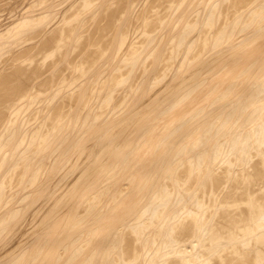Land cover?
<instances>
[{"label": "bare ground", "instance_id": "bare-ground-1", "mask_svg": "<svg viewBox=\"0 0 264 264\" xmlns=\"http://www.w3.org/2000/svg\"><path fill=\"white\" fill-rule=\"evenodd\" d=\"M12 1L0 264H264V0Z\"/></svg>", "mask_w": 264, "mask_h": 264}, {"label": "rangeland", "instance_id": "rangeland-1", "mask_svg": "<svg viewBox=\"0 0 264 264\" xmlns=\"http://www.w3.org/2000/svg\"><path fill=\"white\" fill-rule=\"evenodd\" d=\"M0 1H1L0 3H2V0H0ZM5 1H8V0H4V1H3L4 5H3V3L0 5V8H2V5H3V6H6V4H7V6H8L7 11L5 10V7H3L4 9L2 8V9L0 10V15H2V12H3V18H1L2 16L0 17L3 21H4V19H5V20H6V19L8 20V18H7L6 16L8 15V17H9V13H8L9 8L11 9V7H14V6H15V3H13L12 0H9L8 2H5ZM11 1H12V3H9V2H11ZM15 1H16V0H14V2H15ZM8 3H9L11 6H9ZM7 6H6V8H7ZM156 9H157V8H155L154 10H156ZM5 12H6V13H5ZM9 12H11V11H9ZM4 13H5V14H4ZM7 13H8V14H7ZM6 14H7V15H6ZM4 15H5L6 18L4 17ZM2 20H1V21H2ZM47 37H49V36H47ZM50 37H51V36H50ZM34 41H35V40H34ZM33 43H34V42H33ZM0 62H2V61H0ZM6 62H7V61H6V59H5L4 63H6ZM12 62H14V61H12ZM9 63H10V64L6 63L7 66H8V65H9V66L12 65L11 62H9ZM15 63H16V62H15ZM9 66H8V67H9ZM8 67H7V68H8ZM82 68H84V67H82ZM7 70H9V68H8ZM10 70H12V69H11V66H10ZM10 70H9V71H10ZM70 72H72V71H71V70H68V71H65L64 74H69ZM15 183H16V180L14 179V180L12 181V183L9 184L10 187H12V185H15ZM7 184H8V183H7Z\"/></svg>", "mask_w": 264, "mask_h": 264}]
</instances>
